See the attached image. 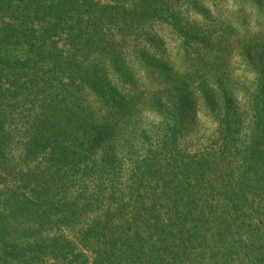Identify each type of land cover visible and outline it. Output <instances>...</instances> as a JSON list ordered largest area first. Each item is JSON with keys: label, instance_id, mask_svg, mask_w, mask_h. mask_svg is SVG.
Returning <instances> with one entry per match:
<instances>
[{"label": "trees", "instance_id": "16d2710c", "mask_svg": "<svg viewBox=\"0 0 264 264\" xmlns=\"http://www.w3.org/2000/svg\"><path fill=\"white\" fill-rule=\"evenodd\" d=\"M202 1L0 0V264H264V82L219 103L167 52Z\"/></svg>", "mask_w": 264, "mask_h": 264}, {"label": "rangeland", "instance_id": "374dc122", "mask_svg": "<svg viewBox=\"0 0 264 264\" xmlns=\"http://www.w3.org/2000/svg\"><path fill=\"white\" fill-rule=\"evenodd\" d=\"M179 27L182 30V34H179L180 38H193L189 43L192 50L185 54L182 48L174 43L176 38L169 37L166 47L173 61V67L182 70L184 66L190 69L192 65L195 67L204 65L200 75H206V71L214 67L211 74L207 75L208 83L206 84L216 82L210 87L216 89V98L219 103L223 101L225 94L237 95L243 100L246 95L259 87L260 82H264V0H203L201 12L194 11L192 20ZM197 27L200 28V32L194 36V30ZM200 40H204V43H208L209 46L205 50L197 51L198 48L194 42ZM218 68L221 70H217L218 73H216L215 69ZM141 76L143 79L146 78L144 74ZM190 82L186 87L188 92L196 88L190 85ZM196 82L198 84V81ZM203 86L207 87V85ZM188 98L191 102L195 101ZM204 102L203 97L197 99L196 104L201 108L197 115V125L194 129L188 124L184 142H194L195 145L212 132L215 124L204 115L207 108V103ZM183 103L184 110H188L191 103L186 101ZM157 118V116L144 114L140 124L146 128L157 124ZM70 237L72 241H75V245L72 244V248L75 246V255L73 259L70 256L66 258L73 260L72 264H93V258L97 256L96 252L86 249V244L76 240V236L72 233ZM256 255L257 252L250 254V264H259L255 263ZM41 264H68V262L60 257L48 256Z\"/></svg>", "mask_w": 264, "mask_h": 264}]
</instances>
